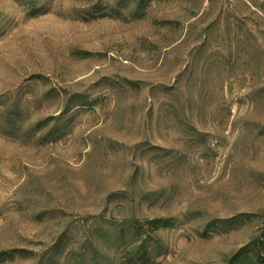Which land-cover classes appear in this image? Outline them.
I'll return each mask as SVG.
<instances>
[{
    "label": "rangeland",
    "instance_id": "rangeland-1",
    "mask_svg": "<svg viewBox=\"0 0 264 264\" xmlns=\"http://www.w3.org/2000/svg\"><path fill=\"white\" fill-rule=\"evenodd\" d=\"M33 2L0 0V264L229 259L264 226V0Z\"/></svg>",
    "mask_w": 264,
    "mask_h": 264
},
{
    "label": "trees",
    "instance_id": "trees-1",
    "mask_svg": "<svg viewBox=\"0 0 264 264\" xmlns=\"http://www.w3.org/2000/svg\"><path fill=\"white\" fill-rule=\"evenodd\" d=\"M29 4H33V0H27ZM120 6H127L129 2H133L135 8L142 9L145 8L153 0H117ZM102 8V6H100ZM114 8V7H113ZM118 8V7H117ZM99 10V8H98ZM118 10V9H117ZM96 11V8H95ZM94 11V12H95ZM90 16H95V13H91ZM170 225L169 219L166 218H154L148 221V226L150 228H158L160 226L167 227ZM133 235L132 237L140 236L142 231L141 224H137L136 221L132 222ZM152 244L148 239L140 241L138 248L127 254L125 257V262L127 264H148V246ZM154 248L157 246L154 243ZM10 251L1 250L0 251V262L10 258ZM222 264H264V226L258 234L252 237L246 244L240 246L232 255Z\"/></svg>",
    "mask_w": 264,
    "mask_h": 264
}]
</instances>
